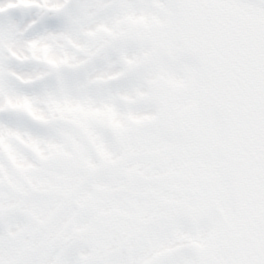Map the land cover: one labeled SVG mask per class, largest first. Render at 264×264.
Returning <instances> with one entry per match:
<instances>
[{
    "label": "snow or ice",
    "instance_id": "6c2138e0",
    "mask_svg": "<svg viewBox=\"0 0 264 264\" xmlns=\"http://www.w3.org/2000/svg\"><path fill=\"white\" fill-rule=\"evenodd\" d=\"M0 264H264V0H0Z\"/></svg>",
    "mask_w": 264,
    "mask_h": 264
}]
</instances>
